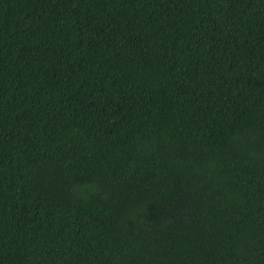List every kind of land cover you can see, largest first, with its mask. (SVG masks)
I'll return each mask as SVG.
<instances>
[{"label": "trees", "instance_id": "obj_1", "mask_svg": "<svg viewBox=\"0 0 264 264\" xmlns=\"http://www.w3.org/2000/svg\"><path fill=\"white\" fill-rule=\"evenodd\" d=\"M0 264H264V0H0Z\"/></svg>", "mask_w": 264, "mask_h": 264}]
</instances>
